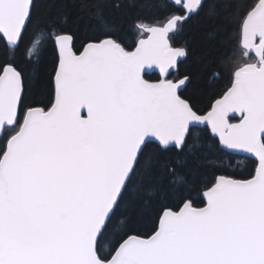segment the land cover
<instances>
[{
	"label": "snow or ice",
	"instance_id": "6c2138e0",
	"mask_svg": "<svg viewBox=\"0 0 264 264\" xmlns=\"http://www.w3.org/2000/svg\"><path fill=\"white\" fill-rule=\"evenodd\" d=\"M172 3L163 21L137 17L130 50L120 13L139 0H81L91 34L77 50L67 17L0 0V47L18 50L32 25L26 57L42 41L55 53L47 106L25 105L14 57L0 64V264H264V0H232L240 59L205 111L185 95L189 51L171 43L205 0ZM225 150L254 158L250 178L208 174Z\"/></svg>",
	"mask_w": 264,
	"mask_h": 264
},
{
	"label": "trees",
	"instance_id": "16d2710c",
	"mask_svg": "<svg viewBox=\"0 0 264 264\" xmlns=\"http://www.w3.org/2000/svg\"><path fill=\"white\" fill-rule=\"evenodd\" d=\"M231 2L232 0H205V7L199 15L187 20L171 40L174 47H186L189 51L186 60L179 64V71L193 77V84L185 95L191 96L196 107L201 111L207 110L214 98H219V95L229 86L230 74L226 69L225 61H228L227 67H231L232 61L240 59L238 43L233 35L236 22L226 19L233 13ZM139 3L143 11L134 8L130 10V14L120 13L122 24L119 34L130 50L134 49V44L138 40L136 30L132 27L137 17L145 23H156L173 13L181 12L178 6H174L167 0H139ZM210 3L217 5L214 10L210 9ZM32 13L33 20H38L40 23L67 17L69 28L75 33L74 43L77 50L81 49L86 35L91 34L85 27L89 23V16L87 12L82 11L81 0H34ZM78 17L81 18L79 24H72L71 22ZM221 25H227L226 29H221ZM38 35V30H34V27L29 25L25 43L18 50L9 52L0 47V64H3L10 56L14 57V64L26 78L32 80L31 90L25 97V105L47 106L53 92L47 73L53 67L55 53L47 41H42L31 60L26 57L25 51L28 42L37 38ZM35 65H39L40 68L38 75L33 74ZM175 75L176 73L171 78H175ZM145 77L149 81L160 79L157 74ZM211 159L214 164L208 171L210 176L225 174L236 179H246L254 173V160L246 157L223 152L214 153ZM137 230L141 234L149 232L150 221H142L137 226Z\"/></svg>",
	"mask_w": 264,
	"mask_h": 264
},
{
	"label": "water",
	"instance_id": "95a60500",
	"mask_svg": "<svg viewBox=\"0 0 264 264\" xmlns=\"http://www.w3.org/2000/svg\"><path fill=\"white\" fill-rule=\"evenodd\" d=\"M169 3L173 4L172 3V0H167ZM33 3H34V0H33ZM172 43V42H171ZM134 50V49H133ZM186 59H184L183 61H185ZM175 73V71H173V74ZM152 74H157L160 76V73H159V69L158 68H153V69H146V75H152ZM172 74V75H173ZM171 77V76H170ZM161 78V77H160ZM146 79V77H145ZM151 82H156V81H151ZM86 115V112L84 113ZM237 121H234L233 123H236L238 122V115H237ZM225 152L229 153V154H233V155H237V156H241V157H246V158H249V159H252L254 160V158L250 157V154H247V153H244V152H233L231 150H225Z\"/></svg>",
	"mask_w": 264,
	"mask_h": 264
}]
</instances>
